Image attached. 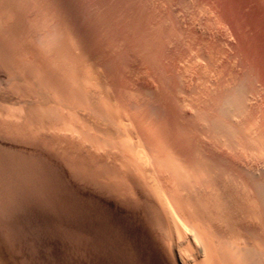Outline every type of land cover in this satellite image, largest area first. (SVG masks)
I'll return each instance as SVG.
<instances>
[{
    "label": "bare ground",
    "instance_id": "bare-ground-1",
    "mask_svg": "<svg viewBox=\"0 0 264 264\" xmlns=\"http://www.w3.org/2000/svg\"><path fill=\"white\" fill-rule=\"evenodd\" d=\"M3 43L25 69L11 79L39 96L16 105L80 182L84 170L125 193L60 179L85 204L61 223L111 238L131 264H264V0H0ZM35 209L22 213L50 219ZM8 243L0 264H22Z\"/></svg>",
    "mask_w": 264,
    "mask_h": 264
},
{
    "label": "rangeland",
    "instance_id": "rangeland-1",
    "mask_svg": "<svg viewBox=\"0 0 264 264\" xmlns=\"http://www.w3.org/2000/svg\"><path fill=\"white\" fill-rule=\"evenodd\" d=\"M4 44L5 43L0 44V51L3 52L4 50H6V52L5 51L4 52H5V54L7 53L5 55V54L0 52V57L3 58V59L1 58V60H0V64H1L0 65V67H1L0 68V83H1L0 84V92H1L0 98L4 99V100L0 99V104H2L3 107H5L3 109V111L4 110L5 111L3 113L0 111V115H2L3 121H4V119L6 121V122L4 121V123H6L5 125L0 124V185H1L0 189H2V190H0V196H1L0 197V203L3 201L1 206H0V209H1V211H0V221H1L0 222V227H1L0 228V238L3 239L5 243L9 242L8 243L9 246L12 247L14 250L18 249L16 252L18 257H21V255L24 254V255H22L23 256L22 257V259H23L22 264H25V263L26 264H35V263L36 264H49V263L50 264H55V263L56 264H61V263L65 264L66 262H73L75 260H76V264H84V263L85 264H95L96 259H97V262H96L97 264H103L102 261H105V257H106V260L108 261V263H106V264H116V262H117V264H124V263L125 264H127V263L131 264V263L127 262V260H125L124 257L122 256L123 254H121V251H120L122 249V247H120L121 244H118L119 246H114L110 240L111 238H108V236L106 238H108L107 241L110 244L105 245L103 242L101 243L99 238L96 239V236H98V235L95 232H90L89 227L85 228L86 226L81 227L78 225H77L78 227L77 226L73 227L74 224L73 225H66L63 222L61 223L57 219L61 216L64 218L66 217L67 219H69V222H72V220L77 218L76 215H74V213H73V211H75V209H76V206H79V203H81L80 204L81 206H85L84 203H82L80 200L76 199L73 195H72L73 197L69 196L71 198L64 195L66 190L64 189L65 187H63V184L60 183L62 181L60 179H63V180L65 179L68 182L70 181L69 183H72V181H73L72 186L76 187V188L81 187L82 190L87 191L88 186H89L88 191L92 190L91 192H94V191L96 192L98 190L96 192L97 194H99V193L103 194L106 192L104 194V196L106 195L105 197L103 195H101V196H103L104 198H107V199H109V197H110V199L112 201H117L123 195H125V193H123L124 190L122 189V187L120 188V186L117 184H111V183L109 184L108 183L109 185L112 186V189H110L111 190L110 193L108 192L109 189H106V187L103 186V184H104L103 182H102V185H101V183H99V185L98 184L95 185L96 187L93 186L94 184L87 180L91 176L87 175V173L84 172V170H83V172L82 171L81 172L84 175V178H85L84 180L86 182H83L84 180L82 181L83 183L80 182L81 180H79V178L76 177V171H75L76 169H74V168H76V166H75L76 162L74 160L75 157L73 158V156H70V155L67 157L68 154L63 153L64 151L60 152L61 149H59L55 140L53 142L52 141L53 139L51 138L50 134L49 133L47 134V132H49L48 129L44 125L43 126L40 125L41 123H39V122H38L39 123V125H38V123L30 121L31 117H28V114H26L25 109L23 107H21V105H19V106L16 105V103L14 101L20 102L22 99L21 100H15V99H20L21 97L22 98L24 97L22 101L25 102L30 98L32 99L33 95H34L33 98L35 97V99H38L39 96L37 94L35 95L34 93L32 94L31 91L28 93L27 87L30 84L29 83L30 79H27L25 81L23 79L24 75H20V77H18L21 79V81L12 80V79H14L13 74H17L16 72H19V74H21V73L24 74L25 69L22 66V64H20V62H18L17 58L11 57L12 55L9 53V49H8L7 45L6 44L4 45ZM2 55L5 56V59H4V56H2ZM6 57H7V59H6ZM18 64H20V65H18ZM14 69L16 70L15 73H14V71H15ZM8 72H11V73H8ZM6 73H8L9 75L5 76ZM10 76H12V77H10ZM21 76H23V77L21 78ZM4 77L6 79H4ZM27 77H24V78L26 79ZM8 78H9L10 82H7ZM1 79H2V81H1ZM34 80H36V79L34 78ZM15 81H17V82H15ZM18 82L20 84L22 82L23 83L20 85ZM2 83H5V84H2ZM8 83H10V84H8ZM16 90H18V92ZM54 91H53V96H55L54 98L59 100V99H62V97H66L67 99L65 98V101L66 100L67 101L65 103L67 105L71 104L70 106L74 105L73 100H72L73 94L72 93L69 94V92H72L71 90H67V92L68 91L69 92L68 93L66 92V94L63 92H60V90H57L59 92V93L56 92L57 94ZM24 92H26V93H24ZM25 94H27V95H25ZM54 94H56L59 97H57ZM3 96H5V97H3ZM7 96L14 97V99L9 98ZM27 96L28 97L30 96V97L28 98ZM70 96L72 98H70ZM8 99L11 101L12 105ZM22 101H21V103H24ZM13 103H15L14 106H13ZM8 104H10V106ZM19 107L21 110L19 109ZM12 108H13V110H10ZM15 110H16V112H15ZM23 111H24V116L22 113ZM17 112H19V113H17ZM11 116H13V119H15V121L11 119L12 118ZM25 116H27V117H25ZM19 117H23L22 120H24L25 122H23V121L21 122V118H19ZM18 118L20 119L19 122H17L18 120H16ZM9 120L11 122L13 121L12 124L14 123V125H11V122ZM26 120L27 121L29 120L30 125L28 124V122H26ZM7 121H9V122H7ZM16 122L18 123V125L20 124V126H22V125H25V126L27 125V126H26V128H23L20 131V129L18 130V128H22V127L17 126ZM13 126H15L16 130L14 129ZM42 130L45 131L47 135L45 133H44L45 135L44 134L41 135V132L43 133ZM44 136L46 138H44ZM34 139H36V140H34ZM19 146H21V147H19ZM63 154L64 155L66 154L65 155L66 157ZM61 155H63V156H61ZM64 158H66V159H64ZM69 159L72 161H70ZM68 162H71V163H68ZM62 173L63 174L65 173V176H63ZM85 174H86V176H85ZM56 176H58L59 178ZM61 176H63V177H61ZM87 176H90V177L87 178ZM56 179L59 181H57ZM76 180L78 183L75 182ZM102 181H104V178H102ZM118 189H120V192L118 191ZM121 191H123V192H121ZM1 192H3V193H1ZM115 192H118V193H115ZM68 193H71V191ZM118 195H120L119 198L116 197ZM111 196L113 198H111ZM30 198L32 199V201ZM5 199H6V201H5ZM16 201L18 202V204ZM120 202H123V200ZM7 203H9V204H7ZM19 203H21V204L19 205ZM66 203L68 205L66 208H64V206L61 207V205L66 204ZM85 203H87L86 200H85ZM22 205L25 207H21ZM27 206H28V209H27ZM23 208L26 210H24ZM33 208L34 209L36 208L37 209V210L35 209L36 211L43 210V208L48 209L47 212L49 214H51L50 219L47 218L46 221H42L41 223H39L38 222L39 219L37 220V219H35V217L32 218V216H29L30 214L22 213V211L27 212V210L30 211V209L32 210ZM7 211H8V213H7ZM12 212L15 213V215ZM2 213L7 214V215H4V214L2 215ZM17 214L19 216H17ZM1 215L3 216V218L1 217ZM21 216H24V217L22 218ZM16 218H21V219L18 220ZM43 222L47 223L48 225L47 224L45 225ZM3 224H5V225H3ZM42 224H43V226H42ZM87 226H90V225H87ZM80 228H82L83 230ZM87 233H89V235ZM2 235H4V236H2ZM93 235H95V236H93ZM63 243H64V245H63ZM48 247H50V249ZM93 247H94V249H93ZM109 247H110V251H107V250H109L108 249ZM44 248H45V250H43ZM53 248H54V250H53ZM112 248H113V250L114 249L115 250L113 251ZM52 250L54 251V253ZM112 251H113V253H111ZM119 251H120V253H119ZM34 254H35V256L33 258ZM67 254H70V255L67 256ZM109 254L112 256L110 257ZM27 256H29V258ZM41 256L43 257L42 262H37V260L40 261L42 259ZM99 256H100V258H99ZM93 257L94 258L97 257V258L94 259ZM47 258L49 261L46 260ZM79 260H80V263H79ZM84 260H85V262H84ZM88 260H90V261H88ZM104 264H105V262H104Z\"/></svg>",
    "mask_w": 264,
    "mask_h": 264
}]
</instances>
